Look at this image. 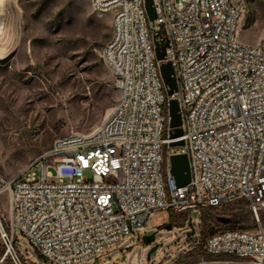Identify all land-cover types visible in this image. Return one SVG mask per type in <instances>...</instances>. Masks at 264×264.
<instances>
[{
  "label": "built area",
  "instance_id": "1",
  "mask_svg": "<svg viewBox=\"0 0 264 264\" xmlns=\"http://www.w3.org/2000/svg\"><path fill=\"white\" fill-rule=\"evenodd\" d=\"M91 4L112 17L102 57L119 102L100 127L58 139L23 174L0 173V195L8 194L0 264H30L17 241L49 264L95 261L169 211L188 213L175 230L186 231L192 251L203 231L194 215L240 202L256 228L210 234L203 246L210 257L192 264H264V36L256 44L239 40L241 9L233 0H154L155 20L145 0ZM158 46H166L163 60ZM168 62L177 82L172 96L161 73ZM171 99L180 104V138L171 137ZM175 154L189 158L184 187L171 171Z\"/></svg>",
  "mask_w": 264,
  "mask_h": 264
},
{
  "label": "rangeland",
  "instance_id": "2",
  "mask_svg": "<svg viewBox=\"0 0 264 264\" xmlns=\"http://www.w3.org/2000/svg\"><path fill=\"white\" fill-rule=\"evenodd\" d=\"M241 9L238 38L256 44L264 36V0H233ZM0 173L7 178L23 174L54 143L73 132L89 134L100 127L117 106L121 93L102 52L112 36L111 14H98L91 0H0ZM154 28L158 26L154 22ZM176 150H174L175 152ZM40 176V173L38 174ZM8 194L0 195L7 215ZM237 215L244 223L218 220ZM155 213L138 239L126 241L84 264H175L191 245L186 231L165 228L169 221ZM200 226L256 228L245 203L201 210ZM237 222V221H235ZM264 226V211L261 214ZM151 242L145 239L152 237ZM16 246L29 255L30 264H49L25 241ZM154 251L149 256L151 250ZM0 260L5 245L0 235ZM193 258L181 264H192Z\"/></svg>",
  "mask_w": 264,
  "mask_h": 264
},
{
  "label": "water",
  "instance_id": "3",
  "mask_svg": "<svg viewBox=\"0 0 264 264\" xmlns=\"http://www.w3.org/2000/svg\"><path fill=\"white\" fill-rule=\"evenodd\" d=\"M145 1H146L145 4L146 10L150 19L155 20L157 15L154 7V0H145ZM165 47H163L162 49L160 46L157 47V57L159 60H163L165 58V54H166ZM161 73L165 84L168 86V94L169 96H172L177 91V82L174 77V69L172 63L168 62L162 64ZM169 109L171 116L170 126L173 128L171 137L180 138L183 136V129L181 128L182 116L180 112L179 101L177 99H171ZM183 145H184V141L172 143L173 147L183 146ZM171 165H172L171 171L173 176L175 177L177 187H184L188 185L191 181V170H190V163L188 156L186 154L172 155ZM218 220L224 224H228L231 221V219L227 217H219ZM153 251L154 249L151 250L149 256Z\"/></svg>",
  "mask_w": 264,
  "mask_h": 264
},
{
  "label": "trees",
  "instance_id": "4",
  "mask_svg": "<svg viewBox=\"0 0 264 264\" xmlns=\"http://www.w3.org/2000/svg\"><path fill=\"white\" fill-rule=\"evenodd\" d=\"M109 85H110L109 88H110L111 92L117 91L116 86H113L111 84H109ZM168 214H169V221L167 224H165V228H168L171 230L175 227H183L185 225L187 218H188V213H185V212L177 213L174 211H169ZM248 220H249V218H247V217H243L242 215H237L236 217H234V219H232L230 221V223L226 224V226H228L229 224H232V223H244V222H247ZM210 221H211V219L207 220V222L205 223V226L203 228L201 244L198 247H196L194 250H192L191 252H188L183 257H181L175 264H181L184 261H188V260H191L193 258H198L199 256L206 257V258L210 257L204 251V248H203L204 242L210 234H213V233L220 230L219 228H216L215 226L213 227L212 224L210 223ZM235 221H237V222H235ZM245 229H247V228H245ZM145 239H147V240L150 239L149 242H151V240L153 239V236L152 237H146ZM1 255H3V251L0 252V256Z\"/></svg>",
  "mask_w": 264,
  "mask_h": 264
},
{
  "label": "bare ground",
  "instance_id": "5",
  "mask_svg": "<svg viewBox=\"0 0 264 264\" xmlns=\"http://www.w3.org/2000/svg\"><path fill=\"white\" fill-rule=\"evenodd\" d=\"M4 17H5L4 12H1V13H0V18H1V19H4ZM161 214H163V216H161L158 220H159V221H164V219H165L164 217H165V215H166V212H161Z\"/></svg>",
  "mask_w": 264,
  "mask_h": 264
},
{
  "label": "crops",
  "instance_id": "6",
  "mask_svg": "<svg viewBox=\"0 0 264 264\" xmlns=\"http://www.w3.org/2000/svg\"><path fill=\"white\" fill-rule=\"evenodd\" d=\"M166 215L168 216V212H166ZM157 220H158V217L156 216L155 219H154V222H156Z\"/></svg>",
  "mask_w": 264,
  "mask_h": 264
}]
</instances>
